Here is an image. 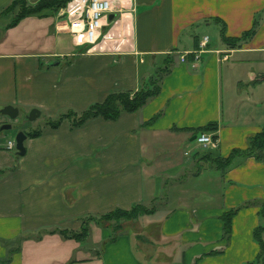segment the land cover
<instances>
[{
  "label": "crops",
  "instance_id": "0c3cea01",
  "mask_svg": "<svg viewBox=\"0 0 264 264\" xmlns=\"http://www.w3.org/2000/svg\"><path fill=\"white\" fill-rule=\"evenodd\" d=\"M13 1L0 0V13ZM111 4L94 47L75 44L60 12L9 30L13 17L0 16V109L46 116L42 135L26 140L21 157L7 149L1 128L13 120L0 113V264L254 262V231L264 225V150L237 156L225 173L202 157L246 151L264 129V0ZM222 24L228 38L256 28L232 48ZM203 37L209 47L195 62ZM170 61L161 93L139 112L79 128L68 120L47 125L112 93L140 91ZM211 123L218 148L201 154L195 130ZM246 203L227 240L222 216ZM137 204L156 211L124 222L114 242L110 226L96 222L84 241L58 233L81 232L87 217Z\"/></svg>",
  "mask_w": 264,
  "mask_h": 264
},
{
  "label": "trees",
  "instance_id": "16d2710c",
  "mask_svg": "<svg viewBox=\"0 0 264 264\" xmlns=\"http://www.w3.org/2000/svg\"><path fill=\"white\" fill-rule=\"evenodd\" d=\"M71 0H40L38 3L31 5L27 0H14L9 6H7L1 13L0 16L9 17L12 16L13 19L9 25H7L6 30L15 28L24 19L32 16H42L46 12H51L52 14H58L63 8H65ZM220 24L222 22H219ZM255 28L251 32L244 35L242 38H228L226 36V26L222 24L221 37L222 40L230 47L236 48L238 44L243 41V39L253 35L255 33ZM169 59V58H168ZM173 61L166 64L165 67L160 68L156 71L155 75L150 79L149 83L136 93L130 92H116L110 94L103 103L95 104L91 106L86 112L81 115L76 114L73 111H69L59 117L58 120L54 122H48V126L57 129L64 121H69L73 128H79L85 126L88 122L95 119H102L105 121H117L123 113H137L142 108H144L152 99L156 98L161 93V84L164 77L170 73V67ZM159 115L155 117L147 125H152ZM218 129L217 123H211L206 127L199 128L195 130V135L200 136L204 133L216 132ZM28 138H38L42 135L41 131L26 133ZM264 150V129L263 131L254 137L250 141V147L246 151L234 150L228 158H216L214 159L212 155L205 154L202 160L210 163V165L219 171L226 172L233 164L237 156L251 157L256 152ZM18 155V152H16ZM19 156V155H18ZM251 205L246 203L241 207L234 209L222 216V221L224 222V237L230 240L232 234V221L239 209ZM156 211V207H146L141 204L133 206L130 210H116L112 213L101 215L99 217H87L83 221V228L81 232L75 233L71 231H58L66 238L74 239L77 241H84L89 235V224L91 222H96L103 225H109L113 231V242L121 235L124 226V222L135 221L143 216L153 215ZM260 215L264 218V203L262 205ZM264 225L258 227L254 231V240L260 246V253L254 262L248 264H264Z\"/></svg>",
  "mask_w": 264,
  "mask_h": 264
},
{
  "label": "built area",
  "instance_id": "2783aa9c",
  "mask_svg": "<svg viewBox=\"0 0 264 264\" xmlns=\"http://www.w3.org/2000/svg\"><path fill=\"white\" fill-rule=\"evenodd\" d=\"M112 13L111 0H71L60 11V17L65 21L66 30L74 37L75 44L80 47L96 46L102 36L104 19ZM111 39V38H106ZM210 43L209 37H203L198 49L192 54L195 62H199L201 56L207 52ZM188 54L183 55L181 62H187ZM199 146L206 150L218 148V142L210 134L204 133L197 137ZM16 141H9L7 149L17 151Z\"/></svg>",
  "mask_w": 264,
  "mask_h": 264
},
{
  "label": "rangeland",
  "instance_id": "374dc122",
  "mask_svg": "<svg viewBox=\"0 0 264 264\" xmlns=\"http://www.w3.org/2000/svg\"><path fill=\"white\" fill-rule=\"evenodd\" d=\"M109 17H107L108 19ZM107 19H104L103 22L105 23ZM20 109V108H19ZM2 109H0L1 111ZM31 113V112H30ZM29 112L27 113L25 110L20 109V116L17 120L13 121L11 123L12 129L5 132V142L7 143L8 140H13L16 141V136L20 132L24 133H29V132H36V131H41L45 128L46 126V116L43 115L40 118H38L36 121L30 122L28 121V116L30 114ZM200 148V153H206L208 150L199 147ZM13 154H16V152H13Z\"/></svg>",
  "mask_w": 264,
  "mask_h": 264
},
{
  "label": "water",
  "instance_id": "95a60500",
  "mask_svg": "<svg viewBox=\"0 0 264 264\" xmlns=\"http://www.w3.org/2000/svg\"><path fill=\"white\" fill-rule=\"evenodd\" d=\"M1 115L9 117L11 120L15 121L19 118L20 112L17 108L13 106H7L4 109L1 110ZM41 112L38 109H34L31 111V113L28 116V121L33 122L36 121L38 118H40ZM12 129L11 124H6L1 128L2 132H7ZM28 139V136L24 132H20L16 136V144H17V152L18 155L21 157H24L26 155V147H25V142ZM196 139V138H195Z\"/></svg>",
  "mask_w": 264,
  "mask_h": 264
}]
</instances>
